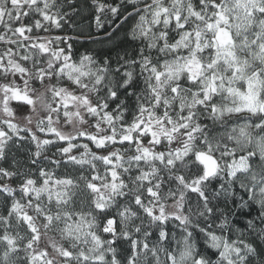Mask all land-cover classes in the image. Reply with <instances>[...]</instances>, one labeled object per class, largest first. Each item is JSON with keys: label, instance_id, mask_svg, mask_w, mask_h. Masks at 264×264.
<instances>
[{"label": "snow or ice", "instance_id": "snow-or-ice-1", "mask_svg": "<svg viewBox=\"0 0 264 264\" xmlns=\"http://www.w3.org/2000/svg\"><path fill=\"white\" fill-rule=\"evenodd\" d=\"M91 7L134 55L74 60L76 0H0V264H264V0Z\"/></svg>", "mask_w": 264, "mask_h": 264}, {"label": "trees", "instance_id": "trees-1", "mask_svg": "<svg viewBox=\"0 0 264 264\" xmlns=\"http://www.w3.org/2000/svg\"><path fill=\"white\" fill-rule=\"evenodd\" d=\"M108 2L116 3L118 0H108ZM76 6L80 9L79 12H73L71 8H66V10L71 13L70 22L65 23L63 29L56 33L58 35L71 36L74 38L79 37V39L70 41L72 43V55L74 60H78L79 57L85 53H90L97 59L104 56H111L115 59L117 53L123 54L125 51L133 55L135 54V49L138 45L136 41L130 39V22L123 21L122 18H117L113 23L106 24L104 30L97 31L93 18L94 8L91 7V0H76ZM106 33H111V36H106ZM92 38H96V42H93ZM129 103L131 104L132 101L129 100ZM30 147L32 146L25 143L20 148H14L13 153L18 160L25 161L27 155L26 150ZM13 186H16L15 181H13ZM219 203L220 207L225 211L232 206L231 203L227 205L222 201ZM255 208L256 206L253 207L252 216L256 215ZM233 223L236 224L237 227L244 228L245 217L237 215ZM177 237H179L178 230ZM197 238L200 246L203 248V240L198 232Z\"/></svg>", "mask_w": 264, "mask_h": 264}, {"label": "rangeland", "instance_id": "rangeland-1", "mask_svg": "<svg viewBox=\"0 0 264 264\" xmlns=\"http://www.w3.org/2000/svg\"><path fill=\"white\" fill-rule=\"evenodd\" d=\"M22 111H27V109H22ZM67 130V129H66Z\"/></svg>", "mask_w": 264, "mask_h": 264}]
</instances>
